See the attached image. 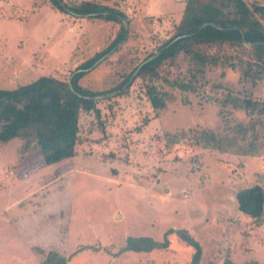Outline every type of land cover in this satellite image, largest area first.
I'll list each match as a JSON object with an SVG mask.
<instances>
[{
  "label": "rangeland",
  "instance_id": "1",
  "mask_svg": "<svg viewBox=\"0 0 264 264\" xmlns=\"http://www.w3.org/2000/svg\"><path fill=\"white\" fill-rule=\"evenodd\" d=\"M95 1L130 22L106 56L82 68L115 38L119 22L79 17L50 0H0V87L39 75L67 79L79 67L80 85L103 95L115 91L170 37L185 4ZM192 67L180 55L160 68L153 83L166 93L161 109L151 107L140 78L126 92L99 97L100 123L81 112L75 154L60 162L38 166V153L23 150L20 138L0 142V264H40L37 247L57 250L66 264H189L193 248L176 234L164 249L118 252L128 235L160 240L169 227L186 228L200 242V264L226 258L264 264V217L245 215L235 200L241 187L264 188V114L233 104L244 96L263 99L264 78L253 84L236 69L206 66L196 74ZM173 78L197 87L179 89L167 82ZM203 131L224 149L204 147Z\"/></svg>",
  "mask_w": 264,
  "mask_h": 264
},
{
  "label": "trees",
  "instance_id": "2",
  "mask_svg": "<svg viewBox=\"0 0 264 264\" xmlns=\"http://www.w3.org/2000/svg\"><path fill=\"white\" fill-rule=\"evenodd\" d=\"M50 1L59 10L70 13L58 0ZM61 1L73 12L70 14L101 12L98 17L120 23L119 31L110 44L82 62L79 67L92 66L124 38L126 16L122 11L95 0ZM189 33L191 34L184 36ZM242 37L251 44L246 45ZM174 38L176 39L173 40ZM158 50L159 53L143 63L134 76V79L140 78L143 82L144 93L153 109H161L166 104V93L159 91L153 82L161 77L160 68L166 63H173L180 55L193 64L196 74L206 66H222L238 70L243 79L254 84L264 78V5L249 4L246 0H185L181 16L172 27V34L158 45ZM154 53H148L136 63L110 90L120 89L137 66ZM82 75L84 71L72 76L71 87L68 78L62 79L54 75H39L14 88L0 87V142L20 138L23 150L33 149L38 153V166L50 165L74 156L76 143L80 140V113L92 112L99 123L101 116L97 106L100 99L92 96L100 95L103 91L80 85L78 81ZM167 82L182 90L192 91L197 87L196 82L191 79L173 78ZM131 83L124 92L130 88ZM233 104L249 115L264 114V98L244 96L235 99ZM200 138L204 147L209 143L219 148L221 146L213 132L203 131ZM251 143L253 142L250 141L249 144ZM214 145L212 146L215 147ZM235 200L238 210L245 215L254 220H262L264 217V188L261 184L254 183L239 188L235 192ZM170 234H176L193 248L189 264H200L201 244L186 228L169 227L162 233L160 240L149 235H128L118 252L164 249L169 245ZM83 248L81 246L75 252ZM36 250L43 256L41 264H66L68 261L57 250L45 251L41 247ZM219 264L236 263L226 258Z\"/></svg>",
  "mask_w": 264,
  "mask_h": 264
},
{
  "label": "water",
  "instance_id": "3",
  "mask_svg": "<svg viewBox=\"0 0 264 264\" xmlns=\"http://www.w3.org/2000/svg\"><path fill=\"white\" fill-rule=\"evenodd\" d=\"M59 1V4L65 9V10H67V11H69L70 13H73L72 11H70L66 6H65V4L63 3V1H61V0H58ZM99 13H101V12H94V13H84V14H78V13H74V14H76V15H79V16H83V17H88V16H90V15H94V16H96V15H98ZM124 21H125V33H124V35L126 34V32H127V27H128V22H127V19L126 18H124ZM199 30V29H198ZM191 33H189V34H185L184 36H188V35H190ZM123 35V36H124ZM243 38V37H242ZM176 38H174L173 40H175ZM172 40V41H173ZM171 41V42H172ZM243 42L246 44V45H249V44H251V43H249V42H247V41H245L244 40V38H243ZM110 52V51H109ZM109 52H107V53H105L104 55H102L100 58H99V60H101L104 56H106ZM159 53V50L157 51V52H155L153 55H151V56H149L147 59H145V60H143L138 66H137V68L133 71V73L130 75V77H129V79L126 81V83L120 88V89H117V90H115V91H111V92H109V93H106V94H100V95H95V96H92V97H97V98H99V97H103V96H107V95H114V94H117V93H120L121 91H123L128 85H129V83L131 82V80L133 79V77L136 75V73L138 72V70H139V68H140V66L143 64V63H145V62H147V61H149V60H151V59H153L157 54ZM98 60V61H99ZM98 61H96L93 65H95ZM92 65V66H93ZM91 67V66H90ZM82 69H76V70H74V72L72 73V75H70V77L68 78V82H69V86L71 87V78H72V76L75 74V73H77V72H79V71H81Z\"/></svg>",
  "mask_w": 264,
  "mask_h": 264
},
{
  "label": "crops",
  "instance_id": "4",
  "mask_svg": "<svg viewBox=\"0 0 264 264\" xmlns=\"http://www.w3.org/2000/svg\"><path fill=\"white\" fill-rule=\"evenodd\" d=\"M76 16H79V15H76ZM80 17V16H79ZM180 18V17H179ZM49 250V249H48ZM41 255V254H40ZM43 256L41 255V257H40V261H41V258H42ZM40 264H41V262H40Z\"/></svg>",
  "mask_w": 264,
  "mask_h": 264
}]
</instances>
